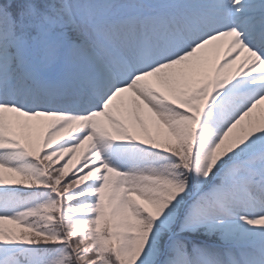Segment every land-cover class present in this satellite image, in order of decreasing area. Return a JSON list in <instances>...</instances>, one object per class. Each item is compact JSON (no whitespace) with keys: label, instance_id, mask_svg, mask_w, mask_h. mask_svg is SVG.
Returning <instances> with one entry per match:
<instances>
[{"label":"snow or ice","instance_id":"6c2138e0","mask_svg":"<svg viewBox=\"0 0 264 264\" xmlns=\"http://www.w3.org/2000/svg\"><path fill=\"white\" fill-rule=\"evenodd\" d=\"M0 264H264V0H0Z\"/></svg>","mask_w":264,"mask_h":264}]
</instances>
